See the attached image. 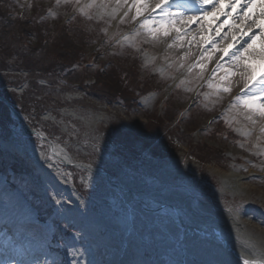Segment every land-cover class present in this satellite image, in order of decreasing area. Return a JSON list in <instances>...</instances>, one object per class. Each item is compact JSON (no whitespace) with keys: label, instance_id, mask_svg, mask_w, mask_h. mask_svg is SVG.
Here are the masks:
<instances>
[{"label":"rangeland","instance_id":"obj_1","mask_svg":"<svg viewBox=\"0 0 264 264\" xmlns=\"http://www.w3.org/2000/svg\"><path fill=\"white\" fill-rule=\"evenodd\" d=\"M32 1L15 0L21 6L18 11L9 9L12 18L14 13L25 12V19L30 18V23L38 24L47 21L46 23L50 27L54 26V28L44 26L43 31L46 32L45 36L48 38L49 45L55 43L57 47H65L70 50L73 47H78V58L81 59L71 66L66 65L68 64V62L65 63L66 59L62 60L61 64L66 68L74 69L78 75L82 73L85 75L86 73L87 84L85 85L87 86L92 80H95L96 92L92 94L98 96L111 95L112 100L117 99L112 101L117 103L112 107L101 104L105 101L98 104L90 98L87 100V94L82 95L84 98L82 100H80L82 96L73 100L69 98V94L76 93L78 87H66L65 82L59 81L60 76L50 75L52 72L48 66L43 65V73L38 74L35 79L44 81L50 79V82L33 85L21 80L33 78L34 73L16 71L12 66L0 63V78L3 82L0 84V93L6 97L5 99L10 102V105L21 112L33 130L46 135L60 151L64 152L63 149H66L69 153H74L73 158L76 162H90L93 167L104 168L111 172L112 178H119L122 174L120 172L123 171L130 182L146 185L145 183L148 181L149 186H152L156 184V180L160 181L158 174L168 175L171 176L170 180L176 185H178V181H181L182 187L186 191V199L190 198L192 202L196 198L202 199L213 204L219 212L224 214L234 211L236 213L237 210L246 213L248 210L244 207L253 206L254 209L264 215V134L260 137L259 133L250 134L249 131V128L257 130L261 127L264 124V118L253 115L252 120L255 121L253 123L245 118L246 114H250L247 113L246 109L240 110L237 107L236 110L239 111L234 113L229 107L233 104L235 92L245 83L239 75L230 77L226 85L221 79L224 74L219 76L215 84L217 85L216 88H206L202 85L203 83L207 85L211 83L205 75L212 61L219 54L218 51L217 54L212 55V57L209 56L210 59L208 57L203 62L205 67L202 72L196 69L194 74H189L190 61L198 44L194 47V51L191 49L184 54L186 41H172L171 38L176 34L174 31L167 37H162L155 42L147 34L133 37L134 30L138 29L137 19H141V16L133 22L131 21L133 15L136 14L135 8L131 7L132 0H128L127 4L123 3V0L119 4L117 0H79V3H76L75 0H69L68 3L62 2L60 6H57L56 0H49L50 3L46 5V11L54 13L52 17L47 16L46 12L45 15L39 16L43 10L40 5L32 4ZM89 4L92 7H87ZM81 9L84 10L83 13ZM27 21L23 20L24 23ZM40 31L31 32V36L36 37V39L31 40L33 43L31 54H38L40 51L38 37L40 40L45 37L40 35ZM124 34L130 39L125 40V37L122 36ZM95 37L97 39L90 42V46L81 43ZM8 38L15 39L12 36ZM146 40L148 42H145ZM169 42L172 43L173 47L165 49ZM129 44L133 46H129ZM25 51L19 50L18 53L24 54ZM169 52L176 53V55L172 56ZM67 53L69 52L66 51L65 54ZM37 58L41 62L47 59L41 53L37 55ZM134 63L136 66H133ZM40 64L37 63V66ZM85 64H88V67H85ZM59 66L61 67V65ZM113 73H115L114 76ZM150 76L155 77L156 83L151 89L149 87L152 86L149 85L151 82H146ZM201 76L202 78H200ZM133 78L137 79V87L139 88L134 94L128 91L132 89ZM177 83L180 85L177 91L180 92L177 94L179 96L176 97L174 96L176 93L174 86ZM200 86L202 88L198 89ZM225 86L230 87V92H221L220 89ZM115 87L121 89V92L116 94L120 95L117 98H114ZM145 90H147L146 93ZM132 95H134V99L127 102L125 98L133 97ZM200 97L203 100H200ZM145 99L148 101L145 102ZM153 99V104H148ZM94 102L96 105L93 104ZM127 104L130 105L131 112H128ZM56 105L59 111L54 109ZM165 106H169L174 111L163 117V123L161 116L165 111ZM199 106L200 109H197ZM187 107L191 109L188 111L191 113L185 118L183 110ZM97 112H103L104 117L93 121ZM155 113H158L160 117L155 116ZM80 117H87L91 123L93 122L97 126V128H91V131H97L95 135L90 130L82 129L83 126L79 122ZM151 117H156L159 123L151 121ZM220 117L225 120H222L224 123L219 122ZM2 123L0 126V175L3 176L0 179L1 182L4 181L6 191H3L1 195L15 196L20 202L26 203L25 208L29 206L26 210L28 211L27 214H32L31 224L33 226L26 224L21 229V232L27 233L25 236L28 238V244L36 242L33 244L35 250H37L36 245L38 243V250L43 246L46 251H48L47 246L49 245L53 251L51 255L53 261H59L60 256L67 251L68 258H66L68 263H71L70 258L76 254L72 249L74 245L69 247L67 241L80 236V240H85L83 244L89 243L86 238L87 234L83 233V228L67 221L64 208L58 205L54 196L56 193L48 188L44 182L45 177H53L51 173L55 172L54 176L59 178V175L63 176L69 172L67 170L59 171L58 166L50 158V144L38 141L33 136H28L27 139L22 138L20 133L16 131L18 129L13 128V126H11L12 130L9 128L7 120ZM169 123H172V127ZM158 125L162 132L155 135ZM119 126L124 131H131L129 134L116 135V138L123 142L121 143L123 145L118 149L116 140L114 138L113 140L108 139V134L103 131L104 128L111 131ZM168 134L172 137L168 138ZM223 135L229 136L231 140H225ZM238 136H242L244 139L240 140ZM130 137L135 139L130 141ZM172 138L176 140L174 141ZM18 142H21L22 145H17ZM84 143H89L91 148L87 149L89 146L85 148ZM94 145L99 148V151L94 150ZM169 145L172 148H169ZM191 147L200 149L198 152H192ZM131 152L136 155L132 160L123 159V156ZM202 154L209 156L203 157ZM54 165L57 166L58 171ZM13 166L19 168H15L13 172L11 170ZM212 168L220 170V174H240L253 187L254 195L249 199L244 195L232 197L225 190L221 176L212 174L214 171ZM72 176H75L74 181L76 183L83 182L86 178L78 170H75ZM102 181L101 185L90 182L88 190H84L83 186L78 185L81 190L86 191L84 199L92 197L90 191L106 189L107 185H105L104 180ZM187 188L192 190L191 196L187 194ZM160 189L168 190L164 185ZM148 190L150 189L146 191ZM176 191L183 193L181 190ZM260 196L263 199L258 198ZM181 199L186 200L183 197ZM18 200L16 201L18 202ZM107 200L109 204H113V211H118L120 207L118 200L114 201L110 197ZM186 208L189 213L196 212L193 205L191 207L186 206ZM147 212L156 216L155 219H161L157 213ZM206 216L209 217V214ZM35 218L39 219L36 225ZM171 222H167V230L162 229L163 231L160 232L154 226L156 221L148 220L147 228L151 234L148 240L151 242L152 248L146 250L151 255L149 257L151 261L157 262L156 258L153 259V256L156 255L159 264L179 263L177 261L181 253L178 250L175 248L167 249V253H174L176 257L169 256V259L163 260V255L157 254L159 250L154 246L157 241L155 236L158 233H163L161 235L166 240L173 242L168 238V235L172 236L174 233ZM140 227L144 228L143 223ZM104 233L101 232V236H105ZM56 241L59 244L56 245ZM89 245L85 247L91 250L93 247H89ZM193 245L195 242L193 244L188 242L187 250L193 252ZM97 251L99 254L105 255L106 262L109 255L113 257L111 251L105 250L108 254H104L102 249ZM45 254L46 252L43 256ZM43 256H40L41 260L44 259ZM80 262L82 261L78 260V263ZM40 264H43L42 261Z\"/></svg>","mask_w":264,"mask_h":264},{"label":"bare ground","instance_id":"obj_2","mask_svg":"<svg viewBox=\"0 0 264 264\" xmlns=\"http://www.w3.org/2000/svg\"><path fill=\"white\" fill-rule=\"evenodd\" d=\"M34 3L40 5L43 10V13L39 16L45 15V12L46 15L49 16V12L46 11V5L50 3L49 0H34ZM20 6L21 5L19 3L17 4L15 0H0V11H5L6 16L9 19L8 26H10V31L17 34L24 32V29H22L23 27L21 25L31 22L30 18L25 19L28 20L27 23L23 22L22 24H18L12 22V14L10 13L9 9L12 11H18ZM220 8H222V6H219L218 9ZM20 14L22 13H14L13 17L15 18V16H17L16 19H18ZM46 25L47 24L38 25V27L40 30H44V26ZM244 25L246 27L245 23ZM1 26H3V22L0 17V28ZM47 27L54 28V26L50 27L49 24ZM203 28V25H196L194 27L193 30L196 31L193 34V36H195V41H192V43L188 42L185 48L186 50L191 47L188 51L191 49L194 51V46H196L195 43L198 45L199 43H202L201 38L205 35ZM40 35L45 36L46 32H43ZM46 37L47 36L44 38ZM204 37H206V35ZM211 37V35H208L207 38L210 39ZM227 37H229L228 41L232 40V36ZM32 39H36V37H33ZM38 41H40L39 37ZM32 44V41L29 42V40L22 42V40L20 41L18 38L10 39L0 37V63L12 66V68H15L16 71L34 73L33 78L21 80L33 85H37L40 83V81H44L35 79V77L38 74L43 73V65L48 66V69L52 72L50 75L60 76L61 79L59 81L65 82L66 87H78L76 93L69 94L70 99L75 100L78 96L87 94V100L90 98L92 101H96L98 104H100V102H104L103 95L98 96L92 94L93 92H96V86L94 84L95 80H92L89 86L85 85L87 84V77L85 78L84 82L80 81V77L78 74H76L74 69L64 67L61 64V61H58L57 58H49L44 60V63L41 62L39 58H37V55H40L41 53V55L45 56L44 52L48 53L50 47H43V45L39 43V53L31 54L33 48ZM256 44L257 45H254L252 48H250V50H248L249 52L246 54V58L244 57L245 63L251 60L249 55L250 53L255 52L257 55L259 54L260 48L258 45H261V42ZM201 47L203 48L204 46L202 45ZM19 50L26 51L24 54H20L18 53ZM169 54L172 56L176 55V53L173 52H169ZM177 56L179 57V55ZM61 57L62 60L66 59V54H63ZM37 63L41 64L37 66ZM237 64V71L242 73L243 65L247 64L240 62ZM59 65H61V67ZM218 65L219 64H216L215 66L218 67ZM200 66L203 67L201 68ZM204 67L205 64L199 61L197 68L202 70ZM219 67L221 66L219 65ZM44 82H50V79ZM2 83L3 82L0 78V84ZM154 84L151 86V88L154 87ZM79 89L81 93L79 92ZM146 92L147 90H145V93ZM5 98L6 97H3L0 93V126L3 121L7 120L9 128L11 129V126H13V128L18 129L16 131L20 133L22 138L27 139L28 136H33L38 141L45 142L48 145L50 144V158L58 166L59 171L67 170L69 172L63 176L58 174L59 178L54 176V172L51 173L53 176L52 178L47 176L45 177L46 179H44V182L48 188L56 193L54 196L58 202V205L64 208L66 217L68 218L67 221L70 222V224L72 223L77 227L83 228V233L87 234L86 238L88 241H86L89 243L85 242L83 244L85 240H80V236H76V239H70L67 241V245H69V247L70 245H74L72 249L76 254L74 257L70 258L71 263L69 264H159L158 257L156 255H154L155 257L153 256V259L156 258L157 262L151 261L149 258L151 255L146 250L152 248V244L148 240L150 236L149 231L145 230L144 232L143 228L140 227L141 223L137 220L138 216L142 214V212H145L144 217L146 218V221H156L154 226L158 228L160 232L163 231L162 229L167 230V222L172 221L171 227L173 228L174 233L172 236L168 235V238L173 240V242L166 240V238L161 235L163 233H158V235L155 237V240L157 241L155 242L154 246L159 250L157 254L163 255V260L169 256H172L167 254V249L169 248H175L176 250L181 251V256H179V260L177 261L179 262L178 264H242V260L245 259L249 261L264 259V215L257 211V209H254L253 206H245L244 208H246L248 211L243 216L237 215L235 213H221L213 204L204 201L203 203L206 202L208 206L206 204H202L201 207V203H199V205H197L199 208L197 207V210H195L196 212L189 213L186 206L191 207L195 204V202H192L190 198V200L187 202H185L186 200L181 199L182 197L186 199V191L183 189L181 181H178V185H176L172 182V180H170L171 176L158 174L160 181L156 180V185L149 186L148 181H146V185L140 183L134 184L127 179L126 173L123 171L120 172L122 174L119 178H112L111 172L105 170L104 168L93 167L90 162H76V160L73 158V152V154H71L66 149H63L64 152L60 151L52 144L51 140L48 139L46 135L33 130L23 118L21 112L10 105V102ZM82 98L83 96L80 97V100H82ZM147 101L148 100L145 99V102ZM96 102L93 104L96 105ZM153 102L154 99L149 101L148 104H153ZM101 104H104L107 107H112L117 103L112 102V104H108V100L106 99L105 102ZM127 105L129 109L130 105ZM54 109H58L59 111L57 105ZM173 111L174 110H172V108L169 106H165V111L163 114L172 113ZM128 112H131L130 109ZM102 117H104L103 112H97V115L93 117V121H95V119H101ZM150 119L155 123H159V120L156 117H151ZM79 122L80 125L83 126L82 129L85 131L90 130L93 135L96 134L97 131L93 132L91 131V128H97V126H95L93 122L91 123L87 117H80ZM2 126H4V123H2ZM104 129L103 132L108 134V139L113 140L114 138L116 140L115 143L118 149L123 145L121 144L123 142L117 139L116 135L124 133L129 134V131H131H124L121 126L115 127L111 131L107 128ZM159 132H162L161 129L158 131L155 130V135L159 134ZM134 139L135 138L133 137L130 139V141ZM22 142L25 143L24 140H22ZM16 144L22 145L21 142ZM84 144L85 148L90 145L89 143ZM90 148L91 147L89 146L87 149ZM86 152H88V150H86ZM133 152L123 156V159L132 160L136 156ZM16 155L19 156V154ZM102 160H104L103 157ZM57 166L54 165L58 171ZM15 168L17 169L19 167L13 166L11 167V170L13 171ZM212 169L214 170L212 173L213 175L215 174L219 175V177L221 176L225 185V190H227L228 193L232 195V197L235 195H244L249 199L252 197V195H254L255 191H253V187H251L249 182H246L245 178L240 176V174H220V170L216 168ZM75 170L81 171L82 174L86 176L83 182L76 183L74 181L75 176L73 177L72 175ZM2 176L3 175H0V178ZM173 178L175 179V177ZM102 180L105 181L107 188L99 191L92 189L93 191H90L92 197L84 199V194L86 191L81 190L79 186H83L84 190H88L87 188L90 182L95 185H101L103 183ZM162 185L171 188V190L165 191L164 194H159L158 189H160ZM147 189L150 190L146 191ZM176 190H181L183 193ZM187 190L190 192L189 188H187ZM0 191V232H3L2 228H7L10 231L8 235L12 233L17 234V238L12 237L13 239H11V237L8 235H0L2 240L7 242V245H3L4 248H0V264H15L17 261H19L20 264H40L41 261L43 264H67L65 261H62L64 259L63 256L60 257L59 261H53L48 258H44L43 260L40 259V256L43 252L41 250L43 246L40 245L41 247L38 250L39 244L37 243V250H35L33 248V244H36V242L33 244H28V238H26V236L22 237L20 232V230L25 227L26 224L27 226H33L30 223L32 222V214H27L28 211L26 210L29 208V206L27 205L28 207L25 208L26 203L24 204V202H20L15 196H9L8 194L1 195L3 191H6L5 183L4 181L1 182V179ZM109 197L112 198V200L114 199V201L118 200V203H120L118 211H113V204H109V201L107 200ZM258 198L263 199L262 196ZM16 200H18V202ZM130 204L136 209L134 223L131 222L128 217H120L124 216V213H126L125 216H127L126 210ZM119 210H121V212H119ZM147 211H155L154 213H157V215L161 217V219H158L160 222L155 219L156 216L149 215ZM207 214H209V217L206 216ZM117 218L121 219L122 223H124V229L117 225ZM34 222H36V220H34ZM228 229L234 231L231 236H227V234H225V231L227 233ZM204 231H211L213 233L214 239L211 243H203L206 241L201 235V233ZM101 232H105V236H101ZM128 233L129 235H127ZM163 239L165 240L163 241ZM12 242L18 246L22 256L25 252H31L29 259L25 256H14L16 254L9 246L12 245ZM188 242L192 244L195 242V245L192 246L193 252L187 250ZM211 244L213 246L208 247L211 246ZM217 244L220 245L221 250L216 247ZM88 245L89 247L92 246L93 248L90 250L85 247ZM99 249H102L104 254H108L106 251H111L113 257H110L109 255L106 262L104 258L105 255L99 254L97 251ZM222 253L226 255H223ZM110 258L111 260H109ZM78 260L82 262L78 263Z\"/></svg>","mask_w":264,"mask_h":264},{"label":"snow or ice","instance_id":"obj_3","mask_svg":"<svg viewBox=\"0 0 264 264\" xmlns=\"http://www.w3.org/2000/svg\"><path fill=\"white\" fill-rule=\"evenodd\" d=\"M68 3L69 0H56L57 6H60L61 3ZM76 3H79V0H75ZM121 0H117L119 4ZM123 3L127 4L128 0H123ZM196 6H198L199 13L203 15H197V8L194 7L192 3H189L186 0L183 5L185 8L184 12L173 13L169 10L170 4L168 0H132L131 7L135 8L136 15L132 17L133 20H136L137 17L143 15L145 10H148L151 7L152 12L154 13L157 9L159 10L160 15H152L149 14L145 17L142 22L139 24L138 29L134 30L133 37L140 36L142 34H147L150 36L152 41H159L162 37H167L171 32H176L177 34L187 35L188 28L187 25L194 22L197 19H202L203 16H206L209 12L213 10H217L221 3L227 4L229 9L240 6L242 9L238 11V14L233 17L234 20L240 23H245L247 31L244 32V36L241 37L240 40L237 41V44H241L242 47L238 48L236 51L232 53H228L227 48L223 51L228 55L229 67H233L235 62L241 59V53L248 52V49L252 47L253 42L257 37H261V48L259 50V54L253 52L250 53L251 60L247 65H243V72L241 73V78L244 80V90L241 95L237 96L232 104V107H242L247 110L245 118L255 123L252 120L253 115H259L264 118V23H258V21H264V0H194ZM259 5V11L256 13H251L250 9L253 5ZM87 7H92L89 4ZM83 9L81 12L83 13ZM221 14L225 17L230 15V12L220 10ZM54 15L51 11H49V16ZM115 15V12H113ZM127 16V13H125ZM124 22L123 20L121 21ZM230 26L229 30L231 31ZM253 29H257V31L253 32ZM252 33V35H249ZM248 37L247 40L244 37ZM128 36H125V40H129ZM145 42H148L147 40ZM129 46H133L129 44ZM169 48L173 47L172 44L168 45ZM231 47V45H229ZM204 59V56L201 55V60ZM210 59V57H209ZM259 61V65H257L256 61ZM183 67V65H181ZM195 67V66H194ZM201 68L203 66H200ZM219 69V65H218ZM261 70V75L259 78L255 76V73ZM235 72H227L225 73L224 80L228 81L230 77L234 76ZM202 78V76L200 77ZM215 79V75L213 76ZM40 83H44V81H40ZM183 83V82H182ZM208 87L216 88L217 85L209 84ZM223 92H230V87L225 86L222 89ZM264 130V129H262ZM94 150L99 151V148L94 145ZM255 166V165H253ZM128 219L134 223L136 209L133 205H129L127 210ZM202 237L209 243H211L214 239V235L211 231H204L201 233ZM242 264H264V259H257L255 261L242 260Z\"/></svg>","mask_w":264,"mask_h":264},{"label":"trees","instance_id":"obj_4","mask_svg":"<svg viewBox=\"0 0 264 264\" xmlns=\"http://www.w3.org/2000/svg\"><path fill=\"white\" fill-rule=\"evenodd\" d=\"M11 13V12H10ZM0 17H1V19H2V22H3V26H1V28H0V37L2 38H8L9 36L11 37H15V38H18L20 41L22 40V42H25L26 40H29V41H31L32 40V38H33V36H31L32 34L30 33V32H34V33H36V31H40V29H39V27H38V25L37 24H33V23H28V24H26V26H24V25H21L23 28L22 29H24V32H21V33H15V32H12V31H10V26H8V21H9V19H8V17L6 16V13H5V11H0ZM23 20H25V19H16V18H12V22H15V23H18V24H22L23 23ZM44 24H47V23H44ZM44 24H39V25H44ZM48 25V24H47ZM47 25L45 26V27H47ZM44 31L42 30V31H40V34H42ZM55 34H56V32H54ZM41 41H43V42H41ZM91 41H90V39H88L87 41H85V42H81V43H84L85 44V46H86V44H89ZM38 43H41L42 45H43V47H45V46H48V47H50V50H49V52L47 53V52H44L45 53V56L47 57V59H49V58H52V59H55V58H57L58 59V61H62V55L63 54H65V52L66 51H68L69 53H67L66 54V62H68V66H71L72 64H74L76 61H78V60H81L80 58H78L79 56H78V47H73L71 50L70 49H66L65 47H63V48H59V47H57L56 45H55V43H50L51 45H49V43H48V38L46 37V38H43L42 40H40ZM69 44V43H68ZM70 46H71V44H69ZM56 59V60H57ZM113 76L115 75V73H113L112 74ZM124 75H126V74H124ZM79 77H80V81H83L84 80V76H83V74H80L79 75ZM111 78V77H110ZM134 82V79H132V83ZM131 83V84H132ZM126 86H128V85H126ZM115 94H114V98H117V97H119L120 95H116L117 93H119V92H121V89L120 88H117V87H115ZM129 92H132V90L131 91H129ZM104 98H106V99H111V95H107V96H104ZM127 101L129 100V97H127V98H125ZM113 100H115V99H113ZM168 114H170V113H166V114H164V117L166 116V115H168ZM200 148H193V150H194V152H198V150H199ZM201 156H205V157H207V156H209L208 154H202Z\"/></svg>","mask_w":264,"mask_h":264}]
</instances>
